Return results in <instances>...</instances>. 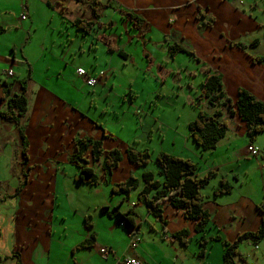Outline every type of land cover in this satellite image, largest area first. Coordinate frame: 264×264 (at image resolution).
Masks as SVG:
<instances>
[{"label": "crops", "instance_id": "crops-1", "mask_svg": "<svg viewBox=\"0 0 264 264\" xmlns=\"http://www.w3.org/2000/svg\"><path fill=\"white\" fill-rule=\"evenodd\" d=\"M88 1L0 0V98L4 81L13 84V92H21L20 81L26 79L28 99V112L21 117L28 159L18 126L0 117V164L8 167L4 175L0 172V183L7 182L8 175L13 179L12 189L0 190V203L8 204L0 213V264H123L126 257L141 264H212L210 251L208 260L207 256L198 259L201 234L195 231L194 221L166 202L164 227L150 215L144 200H138L143 172L152 171L163 180L155 161L160 152L190 159L198 165L199 177L215 172L201 190L210 216L204 234L222 238L211 239V249L215 243L224 247L223 240L234 242L258 229L264 158L251 154L245 126L228 114L229 130L214 150L202 151L194 141L189 124L195 117L188 120L187 129L177 124L166 131L176 97L157 92L156 100L152 99L156 109L140 110L136 73H131V87L126 89L121 84L122 69L139 62L163 86L173 80L176 95L184 93L193 103L207 74L218 71L228 98L237 99L239 89L245 88L264 101V59H260L264 57V0H100L108 7L100 13L99 25L84 32L73 21L94 18ZM128 12L142 20L139 28L125 16ZM23 13L26 19L21 18ZM102 36L111 39L113 50ZM175 42L192 53L172 55L169 47ZM79 68L89 76L101 70L105 75L88 86L87 75H80ZM16 74H22V79L10 81ZM153 112L154 120L148 122ZM96 123L109 134L104 149H121L123 159L109 183L102 166L92 162L99 183L82 184L75 180L79 169L70 156L77 136L104 134ZM129 146L149 150L152 161L144 166L130 163L125 156ZM131 175L139 179V186L130 200L112 194V185ZM222 177L232 190L215 194ZM256 177L262 190L255 184ZM103 206L109 211L103 212ZM129 209L142 219L140 230H134L139 237L136 247L130 246V226L121 225L116 216ZM186 228L189 243L183 245L172 235ZM88 240H93L90 246H78ZM102 247L109 249L106 258ZM223 250L220 247L222 259Z\"/></svg>", "mask_w": 264, "mask_h": 264}, {"label": "trees", "instance_id": "trees-1", "mask_svg": "<svg viewBox=\"0 0 264 264\" xmlns=\"http://www.w3.org/2000/svg\"><path fill=\"white\" fill-rule=\"evenodd\" d=\"M88 6L91 8L94 18L91 20L77 18L73 21V24L84 32H89L99 25L100 13L105 7H108V5H103L100 0H89ZM125 16L137 28L140 27L142 20L135 13L128 12ZM1 30L2 28H0ZM100 39L109 49H114L111 39L104 36L100 37ZM169 50L172 55L179 52L192 53L177 42L171 45ZM119 52L123 57L127 56L123 51L120 50ZM260 59L262 60L264 57ZM30 76L31 68H29L28 78ZM20 83L22 84V91L13 92V84L6 81L3 82L4 88L0 98V117L18 126L23 143V155L25 159H28L26 130L21 124V117H24L28 112L26 79L21 80ZM198 94L199 103L203 106L190 122L189 128L194 141L202 151L216 149L219 140L227 134L229 126L225 112L235 116L245 126L246 134L251 144H253L260 133L264 132V101L245 88L239 89L237 99L228 98L220 72L216 71L207 74ZM96 125L104 132L100 138L85 135L77 136L74 139L75 149L70 156V161L79 169L75 180L82 184L97 185L99 183V175L91 165L92 162H102L103 177L106 183H109L113 170L120 165L123 159L121 149H104L103 140L109 137V134L106 133V129L101 124L96 123ZM125 156L130 163L139 166H144L151 161V153L147 149L138 150L129 146L125 149ZM155 161L160 167V174L163 176V180L156 179L152 171H144L142 175L144 186L138 193V200H144L150 215L161 222L164 227L163 206L166 202L181 210L187 219L194 221L196 224L195 231L201 234L199 239L200 250L197 256L198 259L202 260L208 253L207 244L210 240H222L220 236L207 237L204 234L209 229L210 216L203 207L201 190L209 184L215 172L210 171L205 176L199 177L196 163L190 159L166 152H160L156 156ZM138 186L139 179L131 175L125 181L114 183L111 190L112 194L123 195L124 199H126ZM231 190L232 185L225 177H222L221 184L215 189V194L230 193ZM101 210L103 212L109 211L108 206H103ZM259 211L261 213V223L256 231L245 232L234 242L223 240V264H236V259L242 261L245 259L238 249L242 241L250 240L258 243L264 240V203L259 206ZM116 216L123 219L133 230L139 229L142 224V219L133 209H129L124 213L117 212ZM172 236L183 245H188L189 243L190 233L187 229L180 230ZM92 242L93 240L84 241L78 246H90Z\"/></svg>", "mask_w": 264, "mask_h": 264}, {"label": "rangeland", "instance_id": "rangeland-1", "mask_svg": "<svg viewBox=\"0 0 264 264\" xmlns=\"http://www.w3.org/2000/svg\"><path fill=\"white\" fill-rule=\"evenodd\" d=\"M64 4L66 7L68 6V4L66 2ZM56 6H57V4L55 5V7ZM68 7L70 10L71 7L70 6H68ZM99 57L102 61L106 60L105 55H100ZM126 68H127L126 69L127 72L125 69L124 70L122 69V71H125V72H123V74H122L124 79H123L121 84H122V87L125 86L126 89H129V87H131L130 86L131 85L130 84V82H131L130 75L132 72L136 73L135 81L137 82L138 85L136 86L135 91L138 90V94L140 95V101L142 103L141 107H139V109L140 110L145 109L146 111L152 110L153 108L156 109L155 102L152 99L154 97V99L156 100L155 96L157 95L156 94L157 92H160V93H163L166 95H170L169 98H172L171 95H173L176 97L175 98L176 106H175V110L172 113L168 114L169 118L167 120L169 122L166 124L165 130L167 131L171 125H177V124L179 125V127L181 129L182 128L187 129L188 120L189 119L192 120L196 116L197 111L203 106L201 103H199V100H198L199 94L196 95V99H195L196 103H193L191 101V99L188 98V96H185L184 93H181L179 95V97L176 95L178 92V89L174 88L175 82L173 80H171L172 81L171 83L169 80L168 85L163 86V84H160L154 76H151L149 73L143 71V69L140 68L139 62H137L135 65H133V63H127ZM79 70H82V69L79 68ZM124 73L125 74L128 73V74L126 76H124L125 75ZM21 75L22 74H19V75L16 74L15 77H10V81L18 79V78L22 79ZM143 78L146 80H143ZM12 82L14 83L15 81H12ZM169 88L171 90H169ZM185 90L187 91V89H185ZM200 91H201V89H200ZM200 91H199V93H200ZM133 94H134V92H133ZM162 107H166L165 103L162 104ZM128 108L129 107L125 104V109H128ZM133 111H132V109L129 110L130 113H132ZM155 113H156V111H155ZM153 115H154V112L150 116L147 117L148 122H153V120H154ZM161 119H162V117H161ZM159 126H160V121H159ZM15 135H17V134L15 133ZM253 144L255 146H257L260 157L264 158V132L260 133L255 138ZM17 145H18V143H16V146H15L16 149L18 148ZM18 150H19V148H18ZM2 155H3V153L0 155V162H1ZM94 163L98 164L100 167L102 165L101 161H95ZM149 168H150V166H149ZM7 169H8V167L2 166L0 164V172L3 175ZM259 176H260V174H259ZM256 178H257V180H256L255 184L259 190H262V188H261L262 184L259 182V178L258 177H256ZM5 180L7 182H4V183L2 182V184L0 183V190L12 189L13 179H11V176H9V175L5 176ZM133 192H134V190L131 192L130 196H128L126 198L128 201L130 200V197H131ZM261 196L264 197V193H262ZM0 202H2L1 199H0ZM7 205L8 204H5V203L1 204L0 203V213L3 212V206H4V208H6ZM137 207H139V206H135L134 208H137ZM163 209H165L164 206H163ZM141 211H142V213L144 212L143 209ZM195 226H196V224H195ZM144 227L148 228L147 224H145ZM138 230H140V229H138ZM191 244H193V243H191ZM220 247H221V249L224 248V247H222V245H220V243H215V245H213L210 249V244H207V250L210 251V253H211L210 261L212 264H222V262H223V259L221 258V254H219ZM199 249H200V245H199ZM238 249H239V252L245 257V259L243 261L236 259V264H264V240H262L258 243H254L252 241H246V240L242 241L239 244ZM206 256H207L206 260H208V254Z\"/></svg>", "mask_w": 264, "mask_h": 264}, {"label": "built area", "instance_id": "built-area-1", "mask_svg": "<svg viewBox=\"0 0 264 264\" xmlns=\"http://www.w3.org/2000/svg\"><path fill=\"white\" fill-rule=\"evenodd\" d=\"M26 17H27V14H25V13H23L22 16H21L22 19H26ZM8 74L9 75H13V71L10 70L8 72ZM79 74L80 75H83L85 73L80 70L79 71ZM85 75H87V73ZM104 75H105V71H103V70L99 71L98 74H94V75H90V76L87 75V81L86 82H87L88 86H94V85H96L98 83V80L101 77H103ZM249 150H250V152H251L252 155H257V153H258V149L256 147L251 146L249 148ZM121 224H123V223H121ZM132 236H133V238H132V240L130 242V246L136 247L137 246V243H138V240H139V237L135 233H132ZM100 252H101V254H102V256L104 258H106L107 255L110 253L109 252V249L106 248V247H102L100 249ZM123 263L124 264H141V262L138 259H136V258H128V257L124 258Z\"/></svg>", "mask_w": 264, "mask_h": 264}, {"label": "clouds", "instance_id": "clouds-1", "mask_svg": "<svg viewBox=\"0 0 264 264\" xmlns=\"http://www.w3.org/2000/svg\"><path fill=\"white\" fill-rule=\"evenodd\" d=\"M226 114H228V116H231L230 114H229V112H225ZM232 117H235V116H232ZM227 119V118H226ZM235 119H237L236 117H235ZM228 121V120H227ZM251 146H253V147H256L257 148V146H255V145H250V147ZM257 155H259V151H258V153H257ZM121 223H123V224H121ZM120 224L121 225H125L126 224V222L123 220V219H120ZM131 228V227H130ZM131 231H133L132 233H135V231L131 228Z\"/></svg>", "mask_w": 264, "mask_h": 264}]
</instances>
